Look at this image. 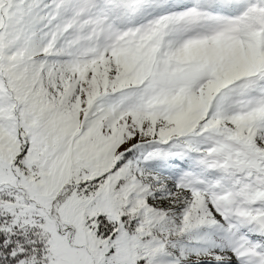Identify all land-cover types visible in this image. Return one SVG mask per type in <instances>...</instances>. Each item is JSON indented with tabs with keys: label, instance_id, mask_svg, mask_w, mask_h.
Here are the masks:
<instances>
[{
	"label": "snow or ice",
	"instance_id": "snow-or-ice-1",
	"mask_svg": "<svg viewBox=\"0 0 264 264\" xmlns=\"http://www.w3.org/2000/svg\"><path fill=\"white\" fill-rule=\"evenodd\" d=\"M0 264H264V0H0Z\"/></svg>",
	"mask_w": 264,
	"mask_h": 264
}]
</instances>
